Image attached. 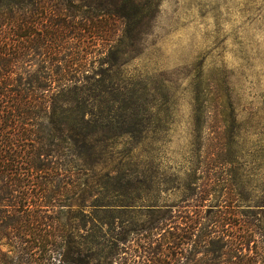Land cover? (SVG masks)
<instances>
[{"label": "trees", "instance_id": "1", "mask_svg": "<svg viewBox=\"0 0 264 264\" xmlns=\"http://www.w3.org/2000/svg\"><path fill=\"white\" fill-rule=\"evenodd\" d=\"M156 7L0 0V264H264V204H238L256 196L231 179L203 186L159 173L160 127H146L157 113L135 84L116 81L119 64L101 77ZM169 192L177 203L131 204ZM90 200L99 204L72 206Z\"/></svg>", "mask_w": 264, "mask_h": 264}, {"label": "rangeland", "instance_id": "2", "mask_svg": "<svg viewBox=\"0 0 264 264\" xmlns=\"http://www.w3.org/2000/svg\"><path fill=\"white\" fill-rule=\"evenodd\" d=\"M151 1L157 7L140 26L136 41L128 44L125 55L103 65L101 77L107 81L110 66L119 64L116 81L135 84L149 112L157 113L158 120L146 127H160L159 173L173 182L189 177L203 186L216 177L231 179L244 194L256 196L238 204L260 207L264 204V0ZM195 116L200 117L198 136ZM196 139L204 148L213 146V155L190 154V143ZM118 142L116 160L124 159L127 145V140ZM223 144H234L239 153L217 154ZM217 188L213 185V192ZM178 200L169 192L158 202L131 204L173 205ZM92 203L99 204L90 200L72 206Z\"/></svg>", "mask_w": 264, "mask_h": 264}]
</instances>
